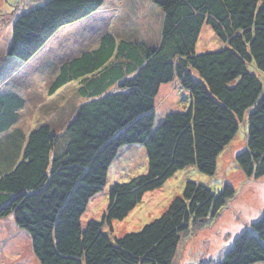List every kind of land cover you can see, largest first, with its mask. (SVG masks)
I'll return each instance as SVG.
<instances>
[{
	"label": "trees",
	"instance_id": "1",
	"mask_svg": "<svg viewBox=\"0 0 264 264\" xmlns=\"http://www.w3.org/2000/svg\"><path fill=\"white\" fill-rule=\"evenodd\" d=\"M162 13L159 41L146 44L107 33L99 46L65 63L50 95L79 82L84 103L65 129L49 124L28 134L13 130L25 100L0 92V219L13 217L40 264H174L183 236L212 225L235 199L187 181L168 209L141 230L112 237L146 193L194 166L214 176L221 153L247 121L246 148L235 162L249 179L264 177V0H147ZM103 0H48L16 18L6 57L32 60L63 28L101 10ZM222 47L197 52L203 27ZM5 73V72H4ZM1 77L5 74H1ZM178 81L190 107L155 127L156 98ZM145 145L148 172L109 191L101 221L82 225L90 201L103 191L111 165L127 145ZM222 257L199 264H264V213Z\"/></svg>",
	"mask_w": 264,
	"mask_h": 264
},
{
	"label": "rangeland",
	"instance_id": "2",
	"mask_svg": "<svg viewBox=\"0 0 264 264\" xmlns=\"http://www.w3.org/2000/svg\"><path fill=\"white\" fill-rule=\"evenodd\" d=\"M47 1L0 0V68L4 63L16 18L35 4H44ZM103 2V8L98 12L103 11V13L98 15L97 19L94 18L74 28L88 26L93 28L91 34L83 36L90 38L88 45H92L107 33L116 38L142 41L148 45L159 41L163 17L160 9L155 5L147 0H103ZM73 31V29L64 30L57 38L60 42H55L57 45L63 42V45L69 49V53L73 51L72 47H67V44L73 43L71 42L75 37ZM222 46L210 26L205 25L199 37L197 52L217 51ZM78 47H75L76 51ZM58 48L60 51L55 50L56 47L52 43L40 59L34 61L32 66L24 68L25 71L18 72L10 80V83H14L11 89L18 92L26 102L25 108L19 113L18 120L13 126L14 130L20 129L28 134L39 125L49 124L55 132L61 133L81 106L83 100L76 93L78 83L68 85L59 94L52 96L49 93L54 82L52 73H37L38 67L44 62L60 60L65 48ZM248 67L264 84V76L257 70L254 63L249 64ZM1 74L3 75L4 72ZM163 86L165 87L156 98L155 127L167 114L184 112L191 105L189 93L180 87L178 81ZM5 136H2L0 141ZM246 144L247 121L245 119L239 124L235 139L219 156L218 169L214 176L202 174L194 166L178 171L162 188L146 193L142 202L127 218L121 222L115 221L112 225V237L118 238L137 232L146 224L159 218L168 209L171 201L182 194L187 181L207 185L217 192L223 188L224 183L228 182L237 191L235 199L212 225L183 236L174 264H199L211 257H222V251L246 232L249 226L259 220L264 213V177L247 178L235 162V157L246 148ZM147 172L148 156L145 145L124 146L110 167L107 184L103 191L90 201L82 217V225L86 226L90 220H102L107 210L110 188L115 183H128L135 177L146 175ZM0 264H40L34 255L29 235L16 226L12 216L0 219Z\"/></svg>",
	"mask_w": 264,
	"mask_h": 264
},
{
	"label": "crops",
	"instance_id": "3",
	"mask_svg": "<svg viewBox=\"0 0 264 264\" xmlns=\"http://www.w3.org/2000/svg\"><path fill=\"white\" fill-rule=\"evenodd\" d=\"M103 8V7H102ZM102 10V9H101ZM100 11V10H99ZM99 11H97L96 13H94L93 15H91L90 17H88V18H86V19H83V20H81V21H79V22H77V23H75V24H73V25H70V26H67V27H65V28H63V29H61L47 44H46V46L32 59V60H30L29 62H27V63H21V62H18V61H15V60H11V59H8L7 57H6V53H7V49H8V47H7V49H6V53H5V57H4V63L2 64V66H1V68H0V72L2 73V72H5L4 74L5 75H3L2 77L0 76V92L1 91H3V92H14V93H16V94H18L20 97H21V95L18 93V92H16V91H14V90H12L11 88L13 87V86H11V85H13L14 83H10L11 81V79L14 77V75H16L18 72L19 73H21L22 71H25V69L24 68H26V67H28V66H32L33 64V62L34 61H36V60H38V59H40V57H41V55H43L45 52H46V50H47V48L49 47V46H51L52 45V43H53V45H55V47H56V49L55 50H57V51H60V49L58 48V47H62V48H65L64 49V52L61 54V57H60V60L58 61V62H56L57 60H54V61H46V62H44V64H42L41 66H39L38 67V70H37V73H40V74H45L46 72H51L52 73V75H53V81H55V79L57 78V76H58V74H59V71H60V69H61V67L65 64V63H67V62H69V61H71V60H73V59H75V58H78V57H80L83 53H85V52H87V51H91V50H94V49H96L98 46H99V41L101 40V38L105 35V34H103L97 41H95L92 45H88L87 44V42H88V40L90 39V38H88V37H83V36H86V35H89V34H91L90 32H91V30L93 29L91 26H88V27H84V28H81V27H79V28H77V29H74L75 27H77V26H81L82 24H84V23H86V22H88V21H90V20H92V19H97V16L98 15H101L102 13H103V11H101L100 13H98ZM91 27V28H90ZM68 29H73L74 31H73V34H74V40L73 41H71V42H73V43H71L72 45H70V44H67V47H72L73 49V51H72V53H69V49L68 48H66L64 45H63V42H61L60 44H56L55 42H60V41H58V37H59V35H60V33H62L64 30H68ZM11 38H12V35H11ZM11 38H10V41H11ZM80 40L79 42L77 41V40ZM57 40V41H56ZM10 41H9V44H10ZM82 43V45H79V44H81ZM8 44V45H9ZM78 46H80V47H78ZM75 47H78V51H76V49H75ZM52 49H54V47L52 48ZM77 52V53H76ZM50 65H51V71H50ZM43 67H45V69L43 68ZM15 82V81H14ZM74 83H78V86H79V82H74ZM170 85V84H169ZM166 86H168V85H166ZM65 87H67V86H65ZM64 87V88H65ZM163 87H165V86H162L161 87V89L163 88ZM63 89V88H62ZM62 89H60L55 95H57V94H59V92L62 90ZM78 89V88H77ZM161 89H160V91H161ZM77 93V92H76ZM54 96V95H53ZM77 96H78V94H77ZM80 97V96H79ZM82 100H83V102L81 103V105L84 103V99L82 98V97H80ZM25 106H26V102H25ZM25 106H24V108H25ZM23 108V109H24ZM22 109V110H23ZM22 110H20V112L22 111ZM15 130H17V129H15ZM12 131H14V129L12 130Z\"/></svg>",
	"mask_w": 264,
	"mask_h": 264
}]
</instances>
